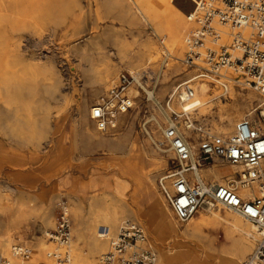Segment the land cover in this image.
<instances>
[{
    "label": "bare ground",
    "instance_id": "obj_1",
    "mask_svg": "<svg viewBox=\"0 0 264 264\" xmlns=\"http://www.w3.org/2000/svg\"><path fill=\"white\" fill-rule=\"evenodd\" d=\"M104 1L109 6L114 2ZM122 1L123 7L118 15L127 25L128 33L132 36L131 40L126 37L110 39L111 36L103 32L97 37L90 38L85 35L84 39L73 41L77 46L75 51L78 55L75 68L81 71L83 84L93 91L92 95H96L100 87L108 88L114 82L117 68L112 64L111 57H115L129 73L139 74L138 78L141 79L143 76L139 72L141 69L145 77L153 79L160 85L168 83L171 76H179L183 73L177 63L181 61L182 64L181 56L185 50L187 51L185 32L193 27L187 18L194 11V3L197 0ZM66 4L64 0H0V129L10 136L28 134L32 137H41L49 133L53 151L52 167L62 163L66 154L65 148L60 144L61 127L54 119V116L60 115V109L54 115L50 113L49 107L51 101H58L59 105L66 106L71 100L66 98L67 94L62 89L63 74L61 76L57 66L52 64L53 60L49 54L30 56L32 57L30 62L22 64L25 61L22 53L31 43L40 44L44 36L48 38L56 36L57 27L64 21L63 10ZM54 11L59 16L53 20L50 16ZM229 34V29L223 30L220 40L222 44L230 43ZM155 38L162 45L163 52ZM108 39L112 40L110 49L106 47ZM80 44L82 45L79 46ZM62 61L66 62L67 59L64 58ZM154 65L158 67L156 72ZM193 71L191 69L185 75ZM241 77L242 73L239 69L228 68L222 70L219 79H197L193 85L194 96L191 101L180 103L179 100L174 99L173 107L169 106V109L175 112L197 110V118L204 117L202 121L205 122L207 117H210L211 122L216 125L214 131L208 127L201 129L205 133L222 136L240 120L250 119L247 116H251L255 112V107L261 102L260 99L259 103L253 104L258 94L246 86ZM224 83L226 93L221 89ZM235 87L241 89L235 90ZM246 89H251L253 92L246 93L244 91ZM70 91L76 93V90ZM129 94L135 98L133 105H136L140 92L132 86ZM146 94L149 100L156 103L152 92L146 91ZM76 101L75 122L79 131L88 142H94L96 146L107 148L110 152L123 157L121 160L115 159L110 165L116 169H123L124 173L131 176L134 187L130 196L133 203L136 205L140 203L139 200H143L148 204L150 212L148 215L143 214L140 209L131 206L126 197L115 196L111 192L99 198L87 197L86 194L73 195L75 207L73 210V205L71 206L73 210L71 213L75 219V238L72 241L70 239L67 248L58 249L61 255L67 256L66 264H98L96 258L111 251V238L117 233L119 225L124 220L142 225L143 221L147 222L145 227L147 238L140 245L143 248L145 245L154 252V264H243L245 262L259 237L257 228L252 223L231 211L229 212L232 214L222 216L218 207L208 208L205 212L200 207L186 221L187 224L179 226L155 188L156 175L162 170L165 159L159 157L151 160L143 153H139L135 142L128 138V122L123 121L124 114L117 116L114 121V129L124 128L123 134L119 137L112 133L97 135L89 124L90 110L97 100L89 103L85 93ZM250 105H252L250 112L243 115L241 109H247ZM152 127L159 128L164 134L165 130L162 129V123L156 115L152 116ZM177 128L195 152L192 141L196 142V136L200 134L196 131L192 133L184 127L181 129L177 126ZM150 138L156 149L163 152L162 148L165 147L166 140L161 139L157 134ZM164 152L168 153L170 150ZM87 157L88 154L85 153L79 159L86 161ZM31 164L30 162L28 166ZM261 165L264 166V160L261 161ZM242 171L243 168L240 166H230V168L215 166L207 170L201 169L199 175L206 180L211 174V182H222L234 180V177ZM2 191L4 194L0 196V200L4 201H8L9 196L19 192L9 183L3 185ZM240 193L246 196L261 194L256 185L241 188ZM12 203H15L13 199ZM157 210L166 216V222L159 217ZM9 211L5 206L0 207V214L5 218L0 225V254L7 257L11 264H26L24 261L27 259L32 264L50 262L48 254L56 251L57 248L53 249L54 243L48 238H38L33 250L29 249L27 259L19 258L11 252L14 246L10 245L12 236L18 230L21 215ZM40 212L39 229L48 236L44 230L53 225L52 208L50 205L43 206ZM214 229L221 230L229 244L217 247L215 238L207 233ZM163 236L172 240L171 248L168 250L162 249ZM79 241L83 242L85 249L80 248Z\"/></svg>",
    "mask_w": 264,
    "mask_h": 264
},
{
    "label": "built area",
    "instance_id": "obj_2",
    "mask_svg": "<svg viewBox=\"0 0 264 264\" xmlns=\"http://www.w3.org/2000/svg\"><path fill=\"white\" fill-rule=\"evenodd\" d=\"M188 21L193 28L185 38L187 51L182 64L194 70L186 80L177 84L168 97L166 107L170 124L164 139L173 158V167L159 178V189L173 215L186 222L200 207H219L233 212L252 223L259 239L243 264H264V0H197ZM224 29H229V44L220 42ZM208 43L210 46H208ZM239 69L244 84L258 94L261 102L255 107L257 118L242 119L233 132L224 137L205 133L202 123L194 119L197 110L175 112L169 109L172 100L191 101L197 79H219L224 69ZM121 73L116 82L99 96L90 110V119L99 132L114 129V121L126 114L134 104L129 94L132 86L143 90L144 72ZM140 83V85L138 84ZM221 89L226 93L225 83ZM201 136L195 152L182 137L178 125ZM229 165L243 168L238 181L211 182L199 175L208 165ZM258 186L259 196H246L241 188ZM57 247L69 245L70 216L63 202L58 207L54 229L48 234ZM146 239L141 226L122 222L111 238V251L102 255L98 264H154L151 250L141 247ZM11 252L27 259L29 247L17 244ZM52 263L68 262L59 250L48 254ZM0 264H11L0 254Z\"/></svg>",
    "mask_w": 264,
    "mask_h": 264
},
{
    "label": "rangeland",
    "instance_id": "obj_3",
    "mask_svg": "<svg viewBox=\"0 0 264 264\" xmlns=\"http://www.w3.org/2000/svg\"><path fill=\"white\" fill-rule=\"evenodd\" d=\"M112 1H114L113 4L109 6L104 0H64V3H67V7L65 6L63 10L64 21L57 27L58 31L56 36L53 38L44 36L43 38H41L40 44L35 45L33 42L30 45H27V48L24 49V52L22 53L24 58L23 60H25L24 62H22V64L30 62L32 57L49 54V56H51L53 60L51 61L52 64L57 66L56 68H58L61 76L63 74L62 89H64V93L67 94L66 98L70 99L71 102H69L66 106H62L59 105L58 101H51L49 107L50 113L53 114L60 109V115L54 116V119L61 127V131L59 134L61 138L60 144L65 148L66 154L65 160L53 167L51 166V158L53 155V151L51 150L52 141L50 139L49 133L44 134L41 137H32L28 134H24L22 136H10L8 134H5V132L0 129V196H3L4 193L2 191V188L3 185L7 183L16 187L19 191L18 193L9 196L8 201L0 200V207L5 206L8 210H10L9 212L18 213L21 215V221L18 225V230L13 234L10 245H27L29 249L33 250L35 242L38 238L43 237L50 240L49 237L45 236L43 234V231L39 229V218L41 216L40 211L42 210L43 206L48 207L50 205V207L52 208L53 225L51 227H47L44 230L49 234L54 229L58 207L61 202H63L67 207V212L70 216V231L72 241V239L75 238L74 229L76 228L74 223L75 219L73 217V213H71L75 207V202L72 199L73 195L79 196L80 194L82 196H85L86 194L87 197L91 196L94 198H99L111 192L115 196L126 197L128 203L131 206H134L136 209H140L143 214L148 215L150 212L148 204L143 200H139L140 203H137L136 205L135 203H133L132 196H130L131 191L134 187L131 176L128 173H124L123 169H116V167L113 168L110 165L111 162L115 159L121 160L123 157H119L115 153L110 152L107 148H100L96 146L94 142H88L85 139L84 135L79 131L78 125L75 122L77 108L76 99L80 95L86 93L88 96V102H95L100 95H102L110 86H112L116 82L119 74L129 73L123 66L119 64L118 60L115 57H111L112 64L117 68L116 76L113 80L114 82L110 86H108V88L104 86L100 87L96 95H92L93 91H91L88 86H85L83 84L81 71L75 68V60L78 55L75 51L77 46L74 44V40L80 38L82 40L84 39L85 35H88V37L90 38H93L95 36L97 37L100 36L103 32H107L109 34V37L111 36L110 39H123L124 37H126L128 38V40H131L132 36L128 33L127 25L123 20H121L118 15L123 7V1ZM66 12L68 14H66ZM57 16L59 15L56 14V11H54V13L50 17L54 20ZM192 28L193 27L188 28L185 32V35H188L189 31ZM110 39H108L109 41L106 42V47L108 49L112 48V40ZM83 42L85 43V41ZM156 42L163 52L164 49L162 48V45L159 44V41L157 39ZM81 45L82 44H80L79 46ZM185 52L186 50L183 52L181 60L184 59ZM161 55H163V53H161ZM64 58L67 59L66 62L62 61ZM177 64L179 68L182 69L183 73L179 76H171V79L168 83L160 85L159 83H155L153 79L146 77L145 83H141L143 90L138 86H134L140 92V95L137 99V104L133 105V107L122 116L123 121L128 122V138L130 141L135 142L139 153H143L146 158H149L151 160H156L159 157L160 159H165V164L163 165L162 170L156 175L155 188L161 200L164 201L167 207L168 205L159 189L158 180L165 174L167 170L171 169L174 166L173 158L171 152H164L168 149L167 142L164 143L165 147L162 148L163 152L158 151L150 137H153L154 134H157L161 139H164V134L162 133V131L159 128L155 129L154 127H152V116L156 115L158 117V119L162 123V129L165 130L169 126L170 112L167 110L166 101L168 100V97L174 87L180 82L186 80L187 77L191 74L190 73L189 75H185L191 69H188L185 66L183 67L181 61H178ZM157 68L158 67L154 65V72L157 71ZM186 69L187 71L185 72ZM139 72H142V70L140 69ZM85 89L86 92H84ZM239 89H241V87H235V90ZM70 90H76V93H73ZM146 91H150L153 93L157 104L147 98ZM244 91L246 93L253 92L251 89H246ZM256 97L257 99L256 101H254V105L256 103H259L260 100L258 96ZM170 106L173 107L172 102L170 103ZM251 108L252 105H250L247 109H241L242 114L246 115L248 112H250ZM213 112H215V109H213ZM197 117L198 116L195 115L194 119L202 123L204 128L208 127L209 129H211V131L215 130L216 125L215 123L211 122L210 117H207V121L205 122L202 121L204 117H201V120ZM247 117H250V119H256V111L251 116L248 115ZM89 124L99 136L112 133L116 137H119L124 133V128L111 129L106 133L98 132L96 131L97 129H95L96 127L91 119L89 120ZM52 125L53 122L51 123V126ZM178 127L182 129L183 125L180 124L178 125ZM233 129L234 126H231L222 136L226 137L230 135L233 132ZM201 136L202 135L196 136V142L192 141V144L195 145V151L197 149L198 142ZM85 153L88 154L87 160L85 161L79 159L80 156ZM30 162L32 164L28 166ZM215 166L230 168L229 165L218 166V164H211L208 165L206 169L202 170H207ZM210 177L211 174L208 175L206 180L210 181ZM234 180L238 181V175L234 177ZM122 184H124V186ZM12 199L13 201H15L14 204L12 203ZM71 206L73 207V210ZM201 210L205 212L208 210V208L202 206ZM218 210L222 216L232 214L231 212L219 207ZM170 212L179 226L187 224V222H179L173 215L171 209ZM157 214H159V217L164 222L167 221L166 216L160 213L159 210H157ZM3 220H5V218L0 214V225L3 223ZM146 224V221H143V225L140 224L144 229L145 235ZM207 233L210 237L215 238L213 239L217 247L229 244V241L224 238L221 230H209ZM163 238L164 239L161 241L162 249H170L172 244L171 238L168 239L167 236H163ZM78 244L80 248L84 247L82 241H79ZM54 247L57 249L62 248L55 246V243L53 245V249ZM144 247L148 250H151L145 245ZM99 258V256L96 258L97 261L99 260ZM28 260L29 259L24 262H26V264H32L29 263L30 260L29 262ZM42 264L53 263L52 261H48L47 263Z\"/></svg>",
    "mask_w": 264,
    "mask_h": 264
},
{
    "label": "crops",
    "instance_id": "obj_4",
    "mask_svg": "<svg viewBox=\"0 0 264 264\" xmlns=\"http://www.w3.org/2000/svg\"><path fill=\"white\" fill-rule=\"evenodd\" d=\"M92 121V120H91ZM93 122V121H92ZM94 123V122H93ZM95 125V124H94ZM98 131V130H97ZM99 132V131H98ZM129 221V220H128ZM130 222H133V221H130ZM133 223H136V224H138L139 226H141L139 223H137V222H133ZM142 227V226H141ZM143 229V228H142ZM144 230V229H143ZM25 246H27V245H25Z\"/></svg>",
    "mask_w": 264,
    "mask_h": 264
}]
</instances>
